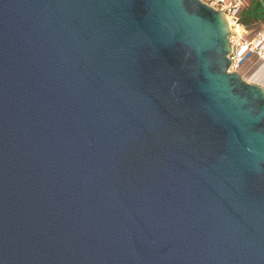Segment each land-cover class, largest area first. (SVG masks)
Returning <instances> with one entry per match:
<instances>
[{
    "label": "water",
    "instance_id": "water-1",
    "mask_svg": "<svg viewBox=\"0 0 264 264\" xmlns=\"http://www.w3.org/2000/svg\"><path fill=\"white\" fill-rule=\"evenodd\" d=\"M200 0H0V264H264V89Z\"/></svg>",
    "mask_w": 264,
    "mask_h": 264
},
{
    "label": "built area",
    "instance_id": "built-area-1",
    "mask_svg": "<svg viewBox=\"0 0 264 264\" xmlns=\"http://www.w3.org/2000/svg\"><path fill=\"white\" fill-rule=\"evenodd\" d=\"M205 4L221 11L232 22L239 24V14L244 7L242 0H206ZM241 26L242 25H240V27ZM242 33L243 32L235 31L228 36L231 46V51L228 55L230 61L228 72H236L237 68H239L244 59L250 54H257L264 60V29L259 31L257 35L249 41L243 39Z\"/></svg>",
    "mask_w": 264,
    "mask_h": 264
},
{
    "label": "rangeland",
    "instance_id": "rangeland-1",
    "mask_svg": "<svg viewBox=\"0 0 264 264\" xmlns=\"http://www.w3.org/2000/svg\"><path fill=\"white\" fill-rule=\"evenodd\" d=\"M205 3L206 0H200ZM244 3V6H249L251 4V0H242ZM256 2L260 3V7L263 13L264 17V0H255ZM247 3L248 5H246ZM239 24L242 25L239 21ZM249 28H246L245 26H241L240 32L242 33L243 39L245 41H249L253 39L259 31H262L264 29V19L261 21V24L258 25V23H252ZM256 71H259L262 76L264 75V60L261 59L257 54H250L247 56L242 64L237 68L236 73L240 75L242 80L250 83V84H257L261 86L264 89V80H250V76L252 74H255ZM261 71V72H260Z\"/></svg>",
    "mask_w": 264,
    "mask_h": 264
},
{
    "label": "trees",
    "instance_id": "trees-1",
    "mask_svg": "<svg viewBox=\"0 0 264 264\" xmlns=\"http://www.w3.org/2000/svg\"><path fill=\"white\" fill-rule=\"evenodd\" d=\"M263 19L260 3L255 0L249 6L243 7L239 14V21L246 28H249L252 23L261 24Z\"/></svg>",
    "mask_w": 264,
    "mask_h": 264
},
{
    "label": "bare ground",
    "instance_id": "bare-ground-1",
    "mask_svg": "<svg viewBox=\"0 0 264 264\" xmlns=\"http://www.w3.org/2000/svg\"><path fill=\"white\" fill-rule=\"evenodd\" d=\"M225 18H226V21H227V24H228V27H229L230 34L234 33L235 31H239L240 32L241 27H240L239 24L232 22L226 16H225ZM260 79L264 80V75L262 76V74H260L259 71H256L255 74H252L250 76V80H253V81L260 80Z\"/></svg>",
    "mask_w": 264,
    "mask_h": 264
},
{
    "label": "crops",
    "instance_id": "crops-1",
    "mask_svg": "<svg viewBox=\"0 0 264 264\" xmlns=\"http://www.w3.org/2000/svg\"><path fill=\"white\" fill-rule=\"evenodd\" d=\"M254 1V0H251V2ZM246 5H248L247 3H245ZM245 7V6H244ZM253 25V24H252Z\"/></svg>",
    "mask_w": 264,
    "mask_h": 264
}]
</instances>
